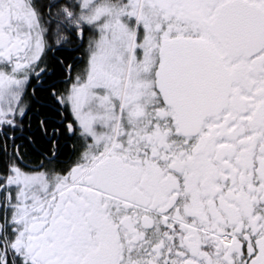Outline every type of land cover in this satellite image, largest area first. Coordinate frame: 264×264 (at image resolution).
<instances>
[{
    "label": "snow or ice",
    "instance_id": "6c2138e0",
    "mask_svg": "<svg viewBox=\"0 0 264 264\" xmlns=\"http://www.w3.org/2000/svg\"><path fill=\"white\" fill-rule=\"evenodd\" d=\"M0 264H264V0H0Z\"/></svg>",
    "mask_w": 264,
    "mask_h": 264
}]
</instances>
